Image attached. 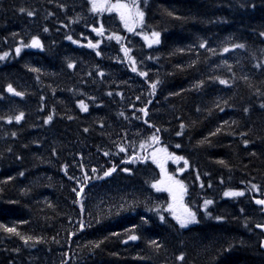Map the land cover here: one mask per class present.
<instances>
[{
	"label": "trees",
	"instance_id": "1",
	"mask_svg": "<svg viewBox=\"0 0 264 264\" xmlns=\"http://www.w3.org/2000/svg\"><path fill=\"white\" fill-rule=\"evenodd\" d=\"M144 2L129 32L90 0H0V225L39 241L0 229V264H264V0ZM33 36L42 48L22 46ZM158 145L188 161L186 228L152 187Z\"/></svg>",
	"mask_w": 264,
	"mask_h": 264
},
{
	"label": "snow or ice",
	"instance_id": "2",
	"mask_svg": "<svg viewBox=\"0 0 264 264\" xmlns=\"http://www.w3.org/2000/svg\"><path fill=\"white\" fill-rule=\"evenodd\" d=\"M90 3L92 5V11L93 12H103V11H107V12H116L119 15L120 20L124 23L125 28H127V30L129 32H133L135 30V27L137 26H143L144 25V17H145V13L140 9L137 0H131V3H124L122 2V0H116L115 3H111L110 0H90ZM21 12H25L27 11L24 8L20 9ZM27 15L28 16H32L34 15V13L32 11H27ZM168 16H172L173 13L172 12H168L167 13ZM45 32L48 31L47 28L44 29ZM93 31H95L97 33V35H102L104 32L103 26L101 25V27L99 29L94 28ZM160 32L158 31H153L151 32V39H148L147 36H145V39L148 40L149 46H151L152 44H159L160 43ZM261 36H264V32L260 33ZM115 38L117 41H119L121 38L119 36H113V37H109V39H113ZM67 39L72 40L71 36H68ZM23 47H31V48H42L43 45L40 42V39L38 37L33 36L31 39V42L28 44H23ZM73 43H76V41H73ZM88 47L90 48H96L98 47V43L97 44H93L91 41H89ZM201 48L206 47L205 43H201L199 45ZM234 48H245V44H234L233 45ZM124 53L125 56H128L129 53V49L127 48H123L121 49ZM224 52H228L230 49L228 47H225ZM16 54L19 55L21 52V47H17L15 49ZM100 53L97 52V55H99ZM8 55V53H4L3 55H0V60H3L6 56ZM129 60L131 61V63L133 64L132 67V71L136 72L137 69L135 67V60L132 57H128ZM68 67H73L72 64H69ZM257 67H259V65H257ZM33 71H39L38 69H33ZM101 75H103V73H101ZM139 75L141 76H147L146 72H140ZM246 79V78H245ZM160 83L159 80H157L156 82L152 83L150 85L153 93L155 92V89L157 87V85ZM202 83V82H201ZM221 84H227L228 82L226 80H220ZM7 91L16 95V96H22L24 95V93L16 91L11 84L8 85L7 87ZM80 108L82 111H87V105H85L83 103V101L80 102ZM261 108H264V104L260 105ZM141 112L144 113V115L146 116L148 113L145 109H140ZM245 112L248 111L247 108L244 109ZM24 118V113L21 112L19 113V115H16L14 117L15 121L17 123H19L22 119ZM71 119V117H69ZM13 120V117H9L8 118V122L11 123ZM52 120V116L49 115L47 117V119L45 120V123H49ZM184 125H181V128H183ZM84 131H88V129H84ZM157 131H159V129H157ZM219 131V129H217V132ZM216 133H212V135H215ZM13 136H15V133H12ZM177 135H180V133H177ZM152 139L154 141H158V137L153 136ZM248 141H245V144H247ZM177 148L180 147L179 144L176 145ZM121 151H124L123 148L120 149ZM161 152H166L165 149H161ZM104 155H108L107 152L104 153ZM167 158H171V159H175V160H182L184 159L183 157H176V156H172L171 154H168ZM153 162H158L157 161V153H153ZM220 163H224V161H220ZM185 166H187L188 161L185 160L184 161ZM161 167V171L162 173L164 172L163 169V164H160ZM93 172H96V169L92 170ZM116 171L115 166H113L111 169L107 170L104 172V177L110 176L112 174V172ZM124 171H128V169H124ZM21 175H23V173H21ZM166 175V174H165ZM100 179H102L103 177H99ZM69 179H72V177H69ZM164 186L163 189L161 186ZM211 186V185H209ZM153 188H156L157 191H161V190H166L168 191L172 197H173V204L169 205L168 207V211L172 214L173 218L176 220V222L179 224V226L181 228H186L190 223H194L196 222V213L194 211H192L191 208L187 207L186 205H184L182 203V198H183V194L186 192V188L183 184V182L178 181V180H174L173 177L171 176H166V180H161L158 181L157 183H154L152 185ZM201 187H203V185H201ZM253 188H256V185H252ZM74 192H77V196L81 195V193L83 192V188H81L79 191H77L76 189H73ZM245 193L243 191H236V190H228L224 192V196L225 197H242L244 196ZM179 202V211L177 210V203ZM213 201L212 200H205L204 201V208L205 211H207V207L208 205L212 204ZM255 203L257 205H261L264 206V199H257L255 200ZM243 211V210H242ZM160 219L163 221L164 217L161 216ZM217 219H220V217H217ZM100 221L98 220L97 223H99ZM91 226V225H89ZM258 228H264V225H260L257 224ZM81 228H83V224H81ZM0 229H3L5 232L7 233H11L13 235H17L20 236V238L24 241L25 244H28L29 241H34V243L39 242L38 240H35L33 237L31 236H23L20 233H18L16 231V228L14 227H7L5 225H0ZM112 235H116L118 236V233H112ZM128 240H132L135 241L137 239H139V237H137L136 235H132L129 234L128 235ZM104 241H98V242H92L93 247L95 248H99L100 245L103 243ZM125 243H127V240L124 241ZM152 243L154 245H156L155 241H152ZM157 247H159V245H156ZM262 246H264V242H262ZM179 259L183 260L184 257L183 255H181L179 257Z\"/></svg>",
	"mask_w": 264,
	"mask_h": 264
},
{
	"label": "rangeland",
	"instance_id": "3",
	"mask_svg": "<svg viewBox=\"0 0 264 264\" xmlns=\"http://www.w3.org/2000/svg\"><path fill=\"white\" fill-rule=\"evenodd\" d=\"M110 2L111 3H115L116 0H110ZM122 2H124V3H131V0H122ZM137 3L139 5L140 9L142 10V7H143V5L145 3L144 0H137ZM114 13H116V12H114ZM116 14L118 15V13H116ZM161 149H165L166 152H161L160 151ZM153 153H157V161L158 162H155V163L157 164L158 170H159V177H158L156 183L158 181H161V180H166V176H171V177H173L174 180H178V181L183 182L182 179H181V177H178V175H177V173H178L181 176V174L184 173V170L187 167V166H185L183 159L182 160H175V159L167 158L168 157V154H171L172 156H176V157H179V156H177L176 154H174L173 152H171L170 150H168L166 147H164L162 145L153 146L150 149V155H149V157L152 160H153ZM161 163L163 164V169H164V172L163 173H162L161 167H160V164ZM184 186H185V184H184ZM161 187L163 189L164 186L162 185ZM158 192L164 193L166 195L167 201H166L165 208L168 211L169 205L173 204V197H172V195L168 191H166V190H161V191H158ZM185 199H186V192L183 194L182 203L184 205H186L187 207H189L187 205ZM177 210L178 211L180 210L179 209V202L177 203Z\"/></svg>",
	"mask_w": 264,
	"mask_h": 264
},
{
	"label": "water",
	"instance_id": "4",
	"mask_svg": "<svg viewBox=\"0 0 264 264\" xmlns=\"http://www.w3.org/2000/svg\"><path fill=\"white\" fill-rule=\"evenodd\" d=\"M262 199H264V194H263V198ZM259 206H261V205H259ZM262 208H263V213H264V206H261ZM264 225V224H263ZM258 228V227H257ZM259 230H261L262 232H263V234H264V228H258ZM262 242H264V239H263V241ZM262 249L264 250V246H262Z\"/></svg>",
	"mask_w": 264,
	"mask_h": 264
},
{
	"label": "bare ground",
	"instance_id": "5",
	"mask_svg": "<svg viewBox=\"0 0 264 264\" xmlns=\"http://www.w3.org/2000/svg\"><path fill=\"white\" fill-rule=\"evenodd\" d=\"M209 217V216H208Z\"/></svg>",
	"mask_w": 264,
	"mask_h": 264
}]
</instances>
